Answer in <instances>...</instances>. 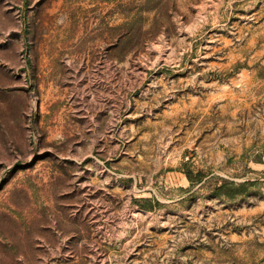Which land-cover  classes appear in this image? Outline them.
I'll use <instances>...</instances> for the list:
<instances>
[{"label":"rangeland","instance_id":"374dc122","mask_svg":"<svg viewBox=\"0 0 264 264\" xmlns=\"http://www.w3.org/2000/svg\"><path fill=\"white\" fill-rule=\"evenodd\" d=\"M263 172L264 0H0V264H264Z\"/></svg>","mask_w":264,"mask_h":264},{"label":"trees","instance_id":"16d2710c","mask_svg":"<svg viewBox=\"0 0 264 264\" xmlns=\"http://www.w3.org/2000/svg\"><path fill=\"white\" fill-rule=\"evenodd\" d=\"M259 160L261 161L262 158H259ZM185 175L187 176L188 180L192 185L201 184L204 181L201 173L198 174L197 180H194L193 174L189 171L185 172ZM262 175H264V172L262 173ZM218 180H220V183L215 186L213 190L214 193L220 197H226L229 199H234L241 195H244L248 193L249 189L260 184L259 179L256 180L248 179L242 182H236L234 180H229L225 178H218ZM143 202L144 204H142V207L145 209H149L150 206L145 204L146 202H149V200L145 199Z\"/></svg>","mask_w":264,"mask_h":264}]
</instances>
